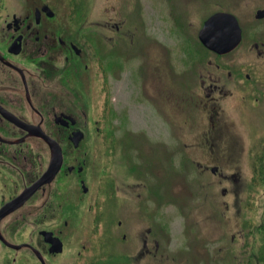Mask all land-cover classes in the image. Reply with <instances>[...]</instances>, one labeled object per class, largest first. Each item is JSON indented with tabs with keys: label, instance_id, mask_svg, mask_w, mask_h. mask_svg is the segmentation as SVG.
<instances>
[{
	"label": "flooded vegetation",
	"instance_id": "1",
	"mask_svg": "<svg viewBox=\"0 0 264 264\" xmlns=\"http://www.w3.org/2000/svg\"><path fill=\"white\" fill-rule=\"evenodd\" d=\"M253 3L248 35L226 54L203 48L195 72L194 100L211 107L220 136L216 119L232 105L264 107V0ZM70 10L64 0H0V264L158 263L168 232L126 153L128 137L162 136L159 93L149 87L145 104L140 85L133 108L116 111L123 70L112 53H93Z\"/></svg>",
	"mask_w": 264,
	"mask_h": 264
},
{
	"label": "rangeland",
	"instance_id": "2",
	"mask_svg": "<svg viewBox=\"0 0 264 264\" xmlns=\"http://www.w3.org/2000/svg\"><path fill=\"white\" fill-rule=\"evenodd\" d=\"M64 1L79 12L94 53H112L113 65L123 70L113 82L116 111L133 108L140 85L145 104L153 101L149 87L159 93L152 104L162 136L128 137L126 153L138 162L144 194L152 191L149 201L168 232L166 259L152 264H243L250 252L260 255L264 184L251 188V154L264 143V107L232 105L223 122L216 119L220 136L211 107L194 100L195 72L207 56L198 41L203 21L220 11L233 14L247 36L253 0ZM130 122L138 124L134 117ZM223 157L235 161L227 165ZM146 207L154 210L152 202ZM118 210L111 206L110 215Z\"/></svg>",
	"mask_w": 264,
	"mask_h": 264
},
{
	"label": "water",
	"instance_id": "3",
	"mask_svg": "<svg viewBox=\"0 0 264 264\" xmlns=\"http://www.w3.org/2000/svg\"><path fill=\"white\" fill-rule=\"evenodd\" d=\"M198 38L209 50L218 54H224L238 45L241 31L234 16L226 13H217L204 23ZM52 167L53 163L49 170Z\"/></svg>",
	"mask_w": 264,
	"mask_h": 264
},
{
	"label": "trees",
	"instance_id": "4",
	"mask_svg": "<svg viewBox=\"0 0 264 264\" xmlns=\"http://www.w3.org/2000/svg\"><path fill=\"white\" fill-rule=\"evenodd\" d=\"M261 145V149L258 153V157L256 156V162H257V165L255 164V167L254 168V174H255V177H257V179L261 180V177L263 176V173H264V143L260 144ZM259 172H261L260 175H257ZM259 230H263L264 231V224L259 227ZM247 264H264V245L262 246V250H261V254L255 256L254 255H251L249 257V260L247 262Z\"/></svg>",
	"mask_w": 264,
	"mask_h": 264
}]
</instances>
